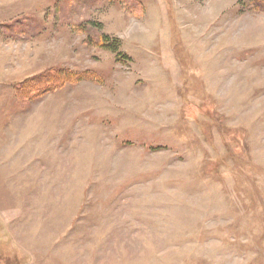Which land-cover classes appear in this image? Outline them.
<instances>
[{
    "label": "rangeland",
    "instance_id": "rangeland-1",
    "mask_svg": "<svg viewBox=\"0 0 264 264\" xmlns=\"http://www.w3.org/2000/svg\"><path fill=\"white\" fill-rule=\"evenodd\" d=\"M0 58V264H264V0H0Z\"/></svg>",
    "mask_w": 264,
    "mask_h": 264
},
{
    "label": "trees",
    "instance_id": "trees-1",
    "mask_svg": "<svg viewBox=\"0 0 264 264\" xmlns=\"http://www.w3.org/2000/svg\"><path fill=\"white\" fill-rule=\"evenodd\" d=\"M104 46H108L112 48L110 45H106L105 38H103ZM49 71V70H48ZM56 69H52L49 74L44 76L33 77L22 81L18 84V90L23 91L25 89H30L34 96H38L40 94H45L47 91H54L56 89ZM36 90H43V92L39 93ZM36 92V93H35Z\"/></svg>",
    "mask_w": 264,
    "mask_h": 264
},
{
    "label": "crops",
    "instance_id": "crops-1",
    "mask_svg": "<svg viewBox=\"0 0 264 264\" xmlns=\"http://www.w3.org/2000/svg\"><path fill=\"white\" fill-rule=\"evenodd\" d=\"M0 61H1V58H0ZM0 73H1V68H0Z\"/></svg>",
    "mask_w": 264,
    "mask_h": 264
}]
</instances>
